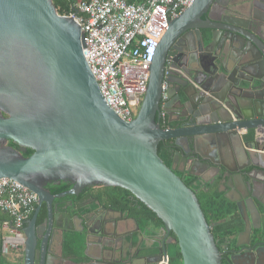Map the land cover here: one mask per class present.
Instances as JSON below:
<instances>
[{
    "label": "water",
    "instance_id": "95a60500",
    "mask_svg": "<svg viewBox=\"0 0 264 264\" xmlns=\"http://www.w3.org/2000/svg\"><path fill=\"white\" fill-rule=\"evenodd\" d=\"M218 1L198 0L169 22L139 113L127 123L104 101L83 54L81 27L73 17L59 15L53 0H0V179L18 182L39 198V207L23 230L24 264L57 263L51 250L59 215L54 201L101 185L129 191L156 214L164 232L176 237L183 264H222L223 253L196 193L176 174L174 166L179 162L202 169L200 174L218 173L217 159L230 153L243 166L239 170L222 167L233 175L230 182L239 180L244 187L242 203L248 209V224L252 210L259 214L254 199L258 187L264 188V158L258 143L264 130V26L246 6L241 13L243 23L222 28L221 24L229 23L211 17V6ZM203 14L208 15L207 21L202 20ZM193 33L204 51L219 50L230 33L227 48L242 53L240 58L229 59L227 67L223 66L226 58L219 60L228 83H217L215 89L224 92L230 107L216 103L206 71H202L206 78L200 87L192 90L189 83L181 82L184 78L176 68L166 69L183 38L187 44L184 59L202 65V58L193 59V40L187 38ZM164 83L172 87L166 110L175 118L171 122L178 124L176 128L163 129L157 122ZM209 106L217 114L214 120L209 117ZM244 130L255 133L253 143L243 142L240 132ZM165 141H173L176 148L171 168L158 154L159 144ZM9 142L34 153L25 158ZM61 183H72L73 188L58 195L47 190L48 185ZM43 204L48 211L44 230L37 226ZM90 245L88 236L82 256L66 260L63 252L60 261L107 264L109 247L98 240L92 255ZM160 261L168 264L166 249Z\"/></svg>",
    "mask_w": 264,
    "mask_h": 264
},
{
    "label": "flooded vegetation",
    "instance_id": "af4514ba",
    "mask_svg": "<svg viewBox=\"0 0 264 264\" xmlns=\"http://www.w3.org/2000/svg\"><path fill=\"white\" fill-rule=\"evenodd\" d=\"M197 1L198 0H192L191 6ZM243 2L244 0H219L217 4L211 6L212 19L229 23V25L225 23L221 24V27L224 29H233L234 24L239 25L243 23L241 19L243 18V14L241 13H243L244 8L248 6L250 11L253 10L256 17L261 20L260 22H262L264 26V0H249V4H243ZM233 4H237V7L234 8L232 6ZM201 18L203 21L209 19L207 14H203ZM217 36L220 35L217 34ZM228 37H230V33L225 34L224 42L221 44L219 50L213 48L209 51H204L199 43L200 40L197 35L194 33L187 34V38L193 40V59L202 58V65L191 64L184 59L183 54H185V45L187 46L184 38L179 42V45H177L174 51V60H168L166 64V69L169 71L172 70V68H176L175 71L184 78V81L181 82L184 84L189 83L188 85L192 86V90L199 88L201 83L205 80L206 76L202 71L209 73L211 75V81H209L211 84L209 85H211V90L217 101L216 103L222 102L221 106L223 107H230V104L225 100L224 92L215 89V84L218 83L222 86L227 85L228 78L227 75L224 74L219 60L226 58L227 60L223 61V66L227 67L229 59L240 58L242 55L239 50L231 51L227 48L226 42ZM167 85L169 91L172 87L170 84ZM168 91L167 97L169 95ZM261 107L262 106L259 104V114H262ZM214 109H217V105L214 106ZM208 110L210 119H216L217 114L213 108L209 106ZM239 116L241 117L242 114H239ZM173 118V116L170 117L167 111L166 121L170 125L174 124V128H176L178 124L171 122ZM244 132L247 135L245 138L242 137L243 142L249 144L253 143L255 141V133L245 130ZM258 143L259 150L264 152V130H261L259 133ZM231 158H233V156L229 153L224 155L223 158L217 159V166H220L221 171L218 173L214 170L208 171L212 176L210 180L204 179L203 173L200 174L203 170L192 164L190 166H185L183 162H179L177 165L175 164L174 169L176 172L185 176L186 174L191 175L190 171H193L195 175L191 176L199 178L204 183L214 184L219 180V190L224 193L228 201L236 205L237 211L234 218L241 219L243 222V229L240 233L236 236L229 235L227 244L222 247L223 255H228L233 264H264V222L262 221L264 210H260L257 207L259 214L252 210V219L250 224H248L246 215L240 208L243 196L246 195L244 187L239 180H236L235 183L234 181L230 182L233 175L226 173L225 169L222 167L224 164L229 170H239L241 167L240 165L243 166V164L238 165V162H236L234 158L232 161ZM225 174L229 175L226 179L223 178ZM200 175L203 176V179ZM107 188L110 187L102 185L88 187L84 189L79 196H73L76 197L77 200H64L69 196L56 199L53 203V207L55 212L59 215L56 229L51 238L52 242L61 243L63 250L66 237L71 236L76 240L83 238L86 244V237L89 236L90 240L91 238H98V240H102L104 244L109 247L110 254L108 255L107 264H132L138 260H142L143 264H162L163 262L160 260L162 259L164 250L166 249L169 255L172 247L176 245V237L174 234L171 233L167 235L164 232V226L155 227L153 224H149L144 230L141 229L134 219L127 217L126 214L110 206V202L112 201L119 203L120 198L118 194H114L113 196ZM233 190L235 194L231 192ZM235 195H238L239 198L237 199ZM58 200L60 201L58 202ZM137 203L138 200L136 199L133 201V206L137 205ZM38 207L39 203L35 211ZM67 214H69L72 219H68L66 216ZM80 218H84L85 222H81ZM231 221L232 219H230L231 228L238 225ZM47 222V206L43 204L37 218V226L44 230L47 227ZM234 241L237 247L236 249L233 248L232 243ZM110 243L111 246L109 245Z\"/></svg>",
    "mask_w": 264,
    "mask_h": 264
},
{
    "label": "built area",
    "instance_id": "2783aa9c",
    "mask_svg": "<svg viewBox=\"0 0 264 264\" xmlns=\"http://www.w3.org/2000/svg\"><path fill=\"white\" fill-rule=\"evenodd\" d=\"M192 0H78L69 15L83 33V54L100 93L124 122L135 120L147 93L151 66L169 22ZM168 85L164 83L159 117L167 118ZM39 198L11 179H0V210L9 216L3 229L18 238Z\"/></svg>",
    "mask_w": 264,
    "mask_h": 264
},
{
    "label": "trees",
    "instance_id": "16d2710c",
    "mask_svg": "<svg viewBox=\"0 0 264 264\" xmlns=\"http://www.w3.org/2000/svg\"><path fill=\"white\" fill-rule=\"evenodd\" d=\"M78 0H53V3L59 13V15H69L73 11V5ZM88 1V0H84ZM157 122L161 124L163 129L174 128V124H169L167 121H163L160 117L157 118ZM13 149L20 151L25 158L33 155L32 150L22 151L18 145L13 142L8 144ZM176 148L174 147L173 141H165L159 144L158 154L163 160L164 164L171 168L173 166L174 155ZM184 183L196 193V196L201 205V209L205 215L207 223L211 226V232L214 236L216 244L221 252H223L222 247L227 244L229 235L236 236L243 229V222L241 219L234 218L236 216V205L228 201L224 193L219 190L218 182L214 184L204 183L199 178L191 175H183L176 172ZM73 188L72 183H61L60 185L50 184L47 186V190L52 195H58L70 191ZM111 194H118L120 201L119 203L110 202V206L119 210L123 214H126L127 217L134 219L138 226L141 229H145L149 224H153L155 227H163V222L149 210L144 204L138 201L137 205L133 206V201L136 198L129 192L121 188H107ZM73 199L77 200L76 197L69 196L64 200ZM60 200H58L59 202ZM231 209V210H230ZM225 210V211H224ZM225 212V213H224ZM35 213V212H34ZM34 213L29 217L28 221L31 220L34 216ZM3 212L0 211V218ZM8 216L5 215L4 219H1V222L7 221ZM231 222L237 223V226L231 228ZM27 221V222H28ZM26 227V225H25ZM233 248L236 249L235 241L232 243ZM84 246V239H75L73 237H66L64 244V255H82V249ZM3 247V237L0 235V256L2 254ZM169 264H183L182 255L180 253L179 246L176 244L172 247V250L169 252ZM222 264H233L228 255H223Z\"/></svg>",
    "mask_w": 264,
    "mask_h": 264
},
{
    "label": "crops",
    "instance_id": "0c3cea01",
    "mask_svg": "<svg viewBox=\"0 0 264 264\" xmlns=\"http://www.w3.org/2000/svg\"><path fill=\"white\" fill-rule=\"evenodd\" d=\"M127 3L129 4H139L141 3L143 0H125ZM175 119V118H173ZM176 124V122H173ZM241 137L245 138L247 134H245L244 131L240 132ZM264 158V152H261ZM231 160L233 161L234 159L231 158ZM204 175V179H211V173L210 172H205L203 173ZM260 178H263L262 176H259ZM245 181H248L247 178H245ZM230 190V189H229ZM233 192V194H235L234 190L231 191ZM232 194V193H231ZM237 199L239 198L238 195ZM255 199H254V203L255 205L260 209V210H264V188L263 187H258V192H256L255 195ZM246 195L243 196V198H245ZM240 208L242 209L243 213L246 215V217L249 216L248 213V209L244 206L243 203H241ZM252 208V207H251ZM1 211V210H0ZM2 212V211H1ZM7 215L3 212L1 219H4V216ZM252 215V214H251ZM8 216V215H7ZM9 220V216L7 221ZM262 221L264 222V217L262 218ZM2 223L0 221V235L3 237V247H2V254L0 256V264H24V251H25V239L24 237H8L7 236V230L3 229L2 227ZM98 241V238H91L90 240V248H89V252L92 255H95L97 252V247H96V242ZM111 246V243L109 244ZM51 250L54 254V256L57 258V263L56 264H62L61 257H63V250H62V245L61 243H54V241L52 242V246H51ZM87 250L86 244L84 243L83 249H82V255L83 253ZM81 255V256H82ZM64 258H70L69 256H65ZM109 258V256H108ZM63 264H72L70 262H65ZM132 264H143L142 260H138L133 262ZM169 264V263H168Z\"/></svg>",
    "mask_w": 264,
    "mask_h": 264
},
{
    "label": "rangeland",
    "instance_id": "374dc122",
    "mask_svg": "<svg viewBox=\"0 0 264 264\" xmlns=\"http://www.w3.org/2000/svg\"><path fill=\"white\" fill-rule=\"evenodd\" d=\"M140 110V109H139ZM7 236L10 238V237H12L9 233H7Z\"/></svg>",
    "mask_w": 264,
    "mask_h": 264
},
{
    "label": "bare ground",
    "instance_id": "6f19581e",
    "mask_svg": "<svg viewBox=\"0 0 264 264\" xmlns=\"http://www.w3.org/2000/svg\"><path fill=\"white\" fill-rule=\"evenodd\" d=\"M230 210H231V209H230ZM224 211H225V210H224ZM224 213H225V212H224ZM251 245H252V244H251ZM251 245H250V246H251ZM242 246H243V245H242ZM251 248H252V247H251Z\"/></svg>",
    "mask_w": 264,
    "mask_h": 264
}]
</instances>
